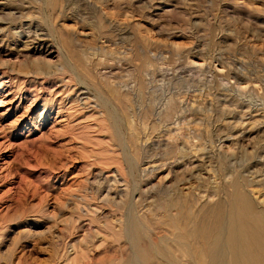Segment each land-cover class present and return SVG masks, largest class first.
Returning <instances> with one entry per match:
<instances>
[{
    "label": "rangeland",
    "instance_id": "rangeland-1",
    "mask_svg": "<svg viewBox=\"0 0 264 264\" xmlns=\"http://www.w3.org/2000/svg\"><path fill=\"white\" fill-rule=\"evenodd\" d=\"M263 221L264 0H0V264H259Z\"/></svg>",
    "mask_w": 264,
    "mask_h": 264
},
{
    "label": "bare ground",
    "instance_id": "bare-ground-1",
    "mask_svg": "<svg viewBox=\"0 0 264 264\" xmlns=\"http://www.w3.org/2000/svg\"><path fill=\"white\" fill-rule=\"evenodd\" d=\"M167 115H168V114H167ZM241 194H242V192H241ZM241 198H242V197H241ZM247 198H249V196H248ZM240 201H241V200H240ZM244 201H245V200H244ZM246 202H247V201H246ZM250 203H251V202H250ZM234 204H235V203H234ZM239 206H240V205H239ZM239 206H238V207H239ZM247 206H249V205H247ZM234 207L237 208V206H235V205H234ZM242 207H243V206H242ZM250 207H251V206H250ZM236 208H235V211H236ZM248 208H249V207H248ZM237 210H239V209H237ZM249 210H250V208H249ZM233 211H234V210H233ZM249 212H250V211H249ZM238 213H239V212H238ZM252 213H253V212H252ZM239 214H240V213H239ZM235 215L237 216V214H235ZM252 215L254 216V214H252ZM233 216H234V215H233ZM240 216H241V215H240ZM242 218H243V217L241 216V220H242ZM245 218H246V217H245ZM244 220H245V219H244ZM238 221H239V219H238ZM251 221H253V220L251 219ZM240 222H241V221H240ZM258 222H259V221H258ZM263 222H264V221H263ZM242 223H243V222H242ZM242 223H241V224H242ZM249 223H250V222H249ZM241 224H240V226H241ZM243 224H244V223H243ZM245 224H246V223H245ZM250 224H251V223H250ZM259 225H260V223H259ZM259 225H258V226H259ZM262 225H264V223H263ZM252 226H253L254 228L257 229V226H256V224L254 225V222H253ZM255 226H256V227H255ZM260 226H261V225H260ZM241 227H242V226H241ZM247 227H249V226H247ZM262 227H264V226H262ZM234 229H237V228H234ZM242 229H244V227H243ZM242 229H239V230H242ZM248 229H249V228H248ZM250 229H251V227H250ZM256 229H255V232H256ZM258 229H261V228H258ZM237 230H238V229H237ZM239 230H238V231H239ZM246 230H247V229H245V231H246ZM263 230H264V229H263ZM263 230H261V231L263 232ZM200 231H203V230H200ZM242 231H243V230H242ZM247 231L250 232L249 230H247ZM251 231H252V230H251ZM253 231H254V230H253ZM204 232H205V231H204ZM204 232L202 233V235L204 234ZM239 232H240V231H239ZM248 232H247V233H248ZM259 232H260V231H259ZM230 233H231V230H230ZM240 233H242V232H240ZM240 233H239V234H240ZM256 233L258 234V230H257ZM234 234H235V232H234ZM239 234L236 233V234H235L236 237H239V236H240ZM245 234H246V232H245ZM248 234H249V233H248ZM252 234H253V232H252ZM252 234H251V236H252ZM259 234H262V233H259ZM235 235H234V237H235ZM237 235H238V236H237ZM262 235H263V234H262ZM262 235H261V236H262ZM231 236H232V235H231ZM246 236H247V234H246ZM246 236H245V237H246ZM251 236H250V238H251V239H250V240H251V246H254V247H255V245H256L258 242L255 243L254 240H252V239H253L252 237L255 236V234H253L252 237H251ZM261 236H259L258 238H260ZM203 237H204V236H203ZM234 237H233V240H234ZM243 237H244V235H243ZM245 237H244V238H245ZM263 237H264V236H263ZM263 237H261V238L263 239V243H264V238H263ZM230 239H232V238H230ZM239 239H240V237H239ZM254 239H255V238H254ZM256 239H257V236H256ZM256 239H255V240H256ZM242 240H243V238H242ZM248 240H249V239H248ZM257 240H259V239H257ZM260 240H261V239H260ZM246 242L250 243L249 241H246ZM252 242H254L255 245H252ZM248 243H247V244H248ZM259 243H260V241H259ZM263 243H262V244H263ZM244 244H245V243H244ZM248 245H249V244H248ZM263 245H264V244H263ZM263 245H262V246H263ZM258 246H259V244H258ZM258 246H256V248L254 249V251L257 250V249L259 250V248H257ZM259 247H260V246H259ZM263 247H264V246H263ZM263 247H262V248H263ZM248 248L250 249L251 247H248ZM260 248H261V247H260ZM262 248L259 250L260 252H258V253L262 254V253L264 252V251H263L264 248H263V250H262ZM247 251H248V250H247ZM251 251H253V250H251ZM261 251H262V253H261ZM242 253L244 254V252H242ZM253 253L256 254L255 252H253ZM258 253H257V254H258ZM249 254H250V253H249ZM249 254H248V256H250ZM257 254H256V256L259 255V254H258V255H257ZM234 255H235V254H234ZM236 255H237V254H236ZM244 255H247V254L245 253ZM263 255H264V254H263ZM239 256H240V254H239ZM248 256H247V258H249V260H251L250 257H248ZM259 256H260V255H259ZM259 256H258V257H259ZM261 256H262V255H261ZM261 256H260V258H261ZM229 257L231 258V257H233V255H232V256L229 255ZM229 257H228V258H229ZM234 257H235V256H234ZM240 257H241V256H240ZM245 257H246V256H245ZM251 257H253V256H251ZM228 258H227V259H228ZM236 258H237V257H236ZM227 259H226V261H227ZM241 259H242V258H241ZM252 259H253V258H252ZM229 260H230V259H229ZM229 260H228V261H229ZM234 260H235V258H234ZM236 260H237V262L235 261V262H234L235 264H237L238 261H240L239 259H236ZM245 260L247 261L248 259H245ZM261 260H262V261H261ZM261 260H260V261L263 262V261H264V257H262ZM241 261H242V260H241ZM252 261H253V260H252ZM252 261H251V262H252ZM257 261H258V260H257ZM257 261H254V263L256 264ZM229 262H230V261H229ZM247 262H248V261H247ZM261 262H260V263H261ZM137 263H138V262H137ZM243 263H245V262H244V259H243ZM243 263H241V264H243ZM260 263H259V264H260ZM230 264H231V263H230ZM248 264H249V263H248Z\"/></svg>",
    "mask_w": 264,
    "mask_h": 264
}]
</instances>
